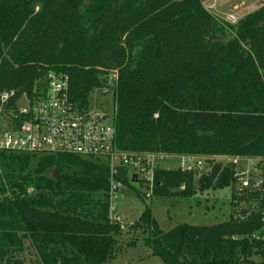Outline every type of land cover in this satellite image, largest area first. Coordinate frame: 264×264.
Here are the masks:
<instances>
[{
	"label": "trees",
	"instance_id": "1",
	"mask_svg": "<svg viewBox=\"0 0 264 264\" xmlns=\"http://www.w3.org/2000/svg\"><path fill=\"white\" fill-rule=\"evenodd\" d=\"M204 1L0 0V96L32 97L55 72L69 76L73 100L87 108L107 70H117L118 149L264 158V46L255 48L264 45V6L229 25ZM234 174L217 161L190 173L159 168L152 198L235 189ZM115 180L132 187L126 168ZM111 191L99 161L0 152V264H25L27 245L37 264L113 262L123 229L109 221ZM136 194L144 211L129 228L146 232L145 246L164 264H264V245L247 240L261 229L259 213L166 233L152 198ZM242 204L264 209V193H234L232 208Z\"/></svg>",
	"mask_w": 264,
	"mask_h": 264
},
{
	"label": "built area",
	"instance_id": "2",
	"mask_svg": "<svg viewBox=\"0 0 264 264\" xmlns=\"http://www.w3.org/2000/svg\"><path fill=\"white\" fill-rule=\"evenodd\" d=\"M236 23L235 17L228 19ZM27 108H18L22 96ZM16 90L0 96V152L31 155H67L99 161L111 173L109 221L123 227L116 215L117 192L122 183L116 181L121 168L130 171L132 183L141 182L144 196L152 198L157 185L156 171L162 162L174 157L165 153L122 151L116 146V131L112 116L82 107L71 95L69 76L51 72L32 97ZM180 170L185 173L204 170L207 161L225 163L235 168L234 178L239 192L264 193V158L197 155L179 156ZM244 167V168H243ZM137 175V179H133ZM136 181V182H135ZM261 229L250 236V243L264 245V212Z\"/></svg>",
	"mask_w": 264,
	"mask_h": 264
},
{
	"label": "rangeland",
	"instance_id": "3",
	"mask_svg": "<svg viewBox=\"0 0 264 264\" xmlns=\"http://www.w3.org/2000/svg\"><path fill=\"white\" fill-rule=\"evenodd\" d=\"M203 5L209 13L220 21L235 25L241 18L264 6V0H205ZM231 16L236 18V23L228 20ZM218 38L229 40V37L222 36V33L218 35ZM260 46L264 45L256 44L255 48L259 49ZM244 50L251 51L250 46H244ZM107 71L106 80L102 82V86L95 89L90 95L89 107L91 111L112 116L114 113L113 87L118 77V71L111 69ZM180 165L179 156H174L162 162L160 168L174 171L178 170ZM239 189L240 187L237 185L235 189L226 188L205 192L197 190L194 196L188 198L177 196L153 197L147 201V204L151 206L153 216L161 230L166 233L183 224L209 227L225 223L232 216L238 220H245L253 212L259 213L261 217L264 209L258 206L252 207L249 212L244 211L247 209L245 204L238 208H232V195L234 193L240 195ZM136 191L145 193V188L141 182L132 183V187H121L117 192L116 215L125 228L118 238L122 251L116 260L109 264H164L162 259L153 256L151 250L145 246L143 239L146 232L135 229V227L129 228L139 221L144 211V203ZM133 240L137 241L136 246L134 248L127 247V244ZM26 248L27 250L22 255L25 264H37L35 253L28 245ZM258 262L261 261L257 260Z\"/></svg>",
	"mask_w": 264,
	"mask_h": 264
},
{
	"label": "water",
	"instance_id": "4",
	"mask_svg": "<svg viewBox=\"0 0 264 264\" xmlns=\"http://www.w3.org/2000/svg\"><path fill=\"white\" fill-rule=\"evenodd\" d=\"M17 106H18V108H27L28 107V105H27V100H26V97L23 95L22 97H21V99L19 100V102H18V104H17ZM56 175H57V173H56ZM133 179H137V175H134V177H133Z\"/></svg>",
	"mask_w": 264,
	"mask_h": 264
}]
</instances>
